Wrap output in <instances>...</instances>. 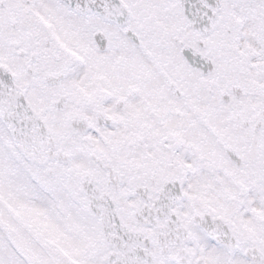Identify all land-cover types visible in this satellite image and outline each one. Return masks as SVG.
I'll list each match as a JSON object with an SVG mask.
<instances>
[{
    "label": "snow or ice",
    "instance_id": "obj_1",
    "mask_svg": "<svg viewBox=\"0 0 264 264\" xmlns=\"http://www.w3.org/2000/svg\"><path fill=\"white\" fill-rule=\"evenodd\" d=\"M0 264H264V0H0Z\"/></svg>",
    "mask_w": 264,
    "mask_h": 264
}]
</instances>
